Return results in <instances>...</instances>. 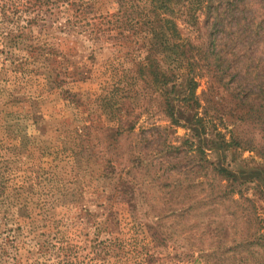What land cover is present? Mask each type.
Instances as JSON below:
<instances>
[{
    "label": "rangeland",
    "instance_id": "374dc122",
    "mask_svg": "<svg viewBox=\"0 0 264 264\" xmlns=\"http://www.w3.org/2000/svg\"><path fill=\"white\" fill-rule=\"evenodd\" d=\"M205 1L171 5L178 37L165 31L162 11L148 13L149 0H14L13 16L0 13V194L8 197L0 203V264H205L200 249L215 245L208 222H220L229 248L249 229L234 207L213 204L215 183L254 202L264 234V116L241 103L245 93L264 103V33L250 65L228 52L242 47L232 33L259 20L264 0H238L214 35ZM210 39L227 85L208 59L196 78V109L185 100L191 72L175 43L204 49ZM151 47L172 75L165 86L138 74ZM167 104L181 123L195 111L210 117L208 158L234 179L209 174L185 149L168 152L190 129L170 123ZM118 109L126 131L115 141L106 129L116 130ZM57 231L72 245L68 258ZM232 263L242 264L240 256L221 262Z\"/></svg>",
    "mask_w": 264,
    "mask_h": 264
},
{
    "label": "trees",
    "instance_id": "16d2710c",
    "mask_svg": "<svg viewBox=\"0 0 264 264\" xmlns=\"http://www.w3.org/2000/svg\"><path fill=\"white\" fill-rule=\"evenodd\" d=\"M149 1L150 6L148 9V13H152L154 16H156L158 11H162L163 15L160 20L165 27V31L168 34H170L171 32H175L173 37H178L179 31L174 21L168 16L171 12V5L174 4V7L176 4L181 5L182 0ZM13 2L14 0H0V13L3 19L15 14L14 12L10 13L12 11ZM205 2V6H201H203L202 8L203 13L205 14L206 24L210 25V27L212 28V35H214V30L217 28L215 26V22L219 21V16L228 10L237 8L239 1L227 0V2H225V5H223L224 3H222V0H206ZM242 6L246 8L247 3L244 2ZM212 16L213 20L210 21V18H212ZM256 17L259 18L258 21H249L244 25L240 33L239 31L232 33V39L234 41L236 39V41H240L242 43V47H237L235 46V43H233L232 46L228 48V52L232 56L240 57L239 62H242V66H245L246 64V66H248V64L250 65L251 63L250 61L255 60V58H253L254 50L252 44L255 42V38L264 33V9H262ZM107 18H109V16H103V18L101 19L102 23L109 24L112 22ZM175 44L180 50L179 54L188 66L189 73L191 72L188 81V96L185 100L189 99L190 105L195 104L196 106L194 107H196L197 109L198 102L197 100L195 101L196 96L194 91L197 85L196 78L198 76L199 69L202 66H207L208 64H210L211 60L213 66H215L217 70L220 82L223 83V85H227V83H224V75L226 74L227 66L224 67L220 63V57L217 56L216 43L214 39H210L209 44L204 49L201 46L197 47L188 41H182V43L176 42ZM149 52L150 54L146 55L144 59L136 62L135 65L136 67H138V74L141 72L143 75L144 71L145 75H147L148 77H152V79L154 78L158 83L165 86L168 81H170L172 75L171 73L167 72L166 69H163V66L153 57L155 52V49L153 47L149 49ZM208 59L210 60L207 61ZM260 65L262 66L261 62L257 63V66L260 67ZM261 89L263 92V97H260V99L264 100V83L261 86ZM252 95L253 94L245 93L243 99L241 100V103H243V106L246 107L247 110L254 111L257 118L260 120L264 116V103L256 104L254 100L259 97H253ZM166 108H168L169 110L168 117L170 118V123L172 125L183 126L190 129L189 137H186L184 139L182 145H171L170 143L168 144V152L178 153L182 152V150L185 149V155H187L188 158L194 159L197 163L200 164L202 168L208 170L209 174L213 176H219L220 178L222 177L234 179L233 171L228 169L226 166H223L222 164L214 163L208 158V154L205 150V144L207 142L204 139L203 135L207 132L208 126H210L212 123V121H210V117L208 119L206 114L199 115V113L195 111V113L184 119L186 120L185 124L180 122L182 118L180 117V115L174 112V109L170 104H167ZM119 110L120 109H118L116 111L117 114L114 115L117 121L116 130L114 132H111L106 129L107 136H113L115 141L118 140V138H116L117 136L126 131V127L124 125L125 119L123 118V115ZM132 127L133 126H130V128ZM184 146L188 147L185 148ZM260 149L264 152V145ZM235 193L236 192L232 187L223 185L222 183H215L210 196L213 195V204L216 203L220 206H223L226 203L227 206L229 205L234 207L236 209V213L238 210L240 214V217L238 218H241V220H243V222L247 225V228L249 227V229L244 234L239 236L240 239L233 241L232 244H234V247L229 248V244H227V241L224 239L221 233L220 222L218 221L216 225H212V221L208 222L207 226H210L209 228L215 226L210 235L211 237H213V239H215V245L212 248L200 249L199 254L204 258L203 261L205 264H221L222 261H226L228 255L231 256V259L240 256V261H242V264H251V261L253 259L254 262H252L254 264H264V234L261 233L260 230V219L256 212L254 202L243 195L236 198L234 197ZM3 199L8 200V197H0V203H4ZM178 210L182 211L184 209L181 207ZM0 219L3 218L1 217ZM213 223H215V221ZM55 234H57L56 236L60 237L58 251L66 253V258H68L67 254L70 255L73 251V249H71V243H69V241L67 242V239H63L65 237L63 232L57 231ZM154 241H156V235H154V233H151L150 242L153 243ZM227 248H229V251H227Z\"/></svg>",
    "mask_w": 264,
    "mask_h": 264
}]
</instances>
